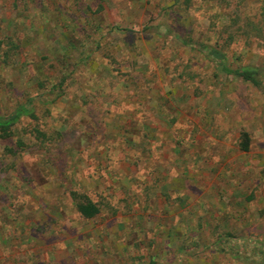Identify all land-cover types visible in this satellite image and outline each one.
<instances>
[{"label": "rangeland", "instance_id": "374dc122", "mask_svg": "<svg viewBox=\"0 0 264 264\" xmlns=\"http://www.w3.org/2000/svg\"><path fill=\"white\" fill-rule=\"evenodd\" d=\"M204 45L264 81V0H0V116H36L0 136V264H264V93Z\"/></svg>", "mask_w": 264, "mask_h": 264}, {"label": "trees", "instance_id": "16d2710c", "mask_svg": "<svg viewBox=\"0 0 264 264\" xmlns=\"http://www.w3.org/2000/svg\"><path fill=\"white\" fill-rule=\"evenodd\" d=\"M11 47H8V51H5L4 55L6 58L9 57L10 51L16 47L14 42L9 43ZM5 50V47L0 46V51ZM204 49L207 50L208 56L215 60L221 73L225 74L227 77L232 76L238 78L260 90L264 93V81L262 69L258 66H243L237 69H233L227 59V55L221 51L217 50L211 46L204 45ZM26 118H36L35 109L31 104L20 105L15 111H13L9 116H0V136L2 138H10L13 136L15 130ZM39 136L45 138V134L37 130ZM241 150L248 152L251 146V136L248 132H241ZM70 199L72 200L75 208L77 209L80 216L84 219L91 220L99 216L102 212L100 205L94 202L87 194L79 193L77 191H71L69 193ZM259 256V255H258Z\"/></svg>", "mask_w": 264, "mask_h": 264}]
</instances>
